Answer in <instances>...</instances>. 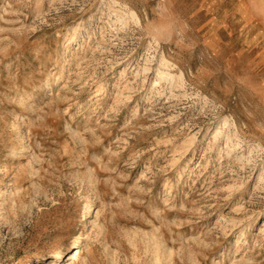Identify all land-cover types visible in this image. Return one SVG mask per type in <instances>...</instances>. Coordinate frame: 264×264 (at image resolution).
<instances>
[{
    "label": "rangeland",
    "instance_id": "rangeland-1",
    "mask_svg": "<svg viewBox=\"0 0 264 264\" xmlns=\"http://www.w3.org/2000/svg\"><path fill=\"white\" fill-rule=\"evenodd\" d=\"M76 239L264 264V0H0V264Z\"/></svg>",
    "mask_w": 264,
    "mask_h": 264
},
{
    "label": "bare ground",
    "instance_id": "bare-ground-1",
    "mask_svg": "<svg viewBox=\"0 0 264 264\" xmlns=\"http://www.w3.org/2000/svg\"><path fill=\"white\" fill-rule=\"evenodd\" d=\"M81 244H82L81 241L78 239L72 241L71 246L68 245L67 248L62 247L59 250H57L55 252L56 255L54 258H56L58 260L59 258L65 257L64 255H68V258L62 262L67 261V262H69L68 264H75L77 261L80 260V258L82 256V253L80 250Z\"/></svg>",
    "mask_w": 264,
    "mask_h": 264
}]
</instances>
